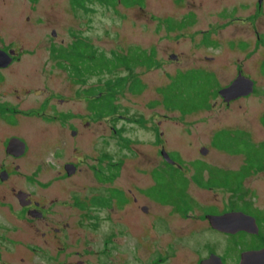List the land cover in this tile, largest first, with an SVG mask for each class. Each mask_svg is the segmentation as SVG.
Listing matches in <instances>:
<instances>
[{
  "label": "flooded vegetation",
  "instance_id": "1",
  "mask_svg": "<svg viewBox=\"0 0 264 264\" xmlns=\"http://www.w3.org/2000/svg\"><path fill=\"white\" fill-rule=\"evenodd\" d=\"M212 1L167 0L169 6L182 8L183 13L178 16L168 15L165 19L166 25H178L177 27L194 25L197 18L195 10L200 11L199 17L214 15L212 20H203L206 24L205 29L200 30L198 37L190 36L191 49H196L198 44L211 50L218 48L217 62L224 64L216 67L218 71L215 73L231 76L226 83H221L216 77L217 83L220 84L219 89L229 86L238 75L251 79L253 89H264V0H235L232 4H223L221 0H216L220 1V8L211 11L209 9L213 5ZM79 8L84 12L92 10L84 9V6ZM123 15L125 16L124 13ZM52 32L56 35L55 29ZM63 42L64 40L58 44L49 43L47 56L51 62L55 59L58 66L34 69L30 66L32 61L29 58L21 57L23 51L19 50L20 47H13L10 43L0 40V49L10 57V59L6 58L9 59L8 64L0 67V191L2 192L0 207H5L10 213L20 217V225H16L15 229L20 230L21 225L27 224L36 234L38 233L42 243L48 245L51 239L64 242L63 239H67V233L72 227L77 226L85 230L89 226L87 223L93 222L94 224H91L95 226V220L102 217L109 222V225L102 229L104 232L97 227L92 229L90 236L92 248L87 251L88 254L93 255L91 262L87 259H79L78 264H164L174 257L175 227L171 219L177 214L180 220L188 221L182 226V232L188 230V234L184 237L179 235L177 238L184 240L187 247L193 251L195 264H200L212 256L218 258L221 264H258L251 258V253L264 249V210L253 204L249 195L230 196L221 206L216 205V200L207 204L194 203L192 200L197 201L198 198V194L194 193L195 189L213 190L222 181H229V178L234 181L237 179L235 182H238L237 184L242 188L246 178L250 179L264 172V157L261 164L255 166L247 162L244 153L224 150L227 156L243 155L244 161L236 169L213 166L214 170H212L202 166L199 172L201 179L189 180L185 177L189 171L182 164L176 161L174 164L153 163L148 162L146 157L147 162H138V166L132 168V172L127 175L125 170L127 156L140 157L141 150L131 147L130 143L133 140L120 136L123 126L109 125L114 123L115 119L111 113L110 97L106 91L100 90L97 87L99 85L93 80L95 73L105 71L95 70L96 54L90 49L95 47L82 36L73 37L72 41L66 42L67 44ZM11 50L14 51L13 54ZM139 50L141 49L135 48L134 52ZM150 51L155 54L152 49L145 51L147 56ZM130 52H123L122 55L126 56ZM220 53L224 55L222 59L219 57ZM154 54L151 64L144 63L140 66L156 65ZM172 55L175 57L174 60H179L177 54L172 53ZM205 58L208 62L216 60V56L206 55ZM31 70L40 71L38 74L41 75L40 79L44 85L42 92L32 89L31 86H21L28 84L25 83L27 81L35 80L33 76L30 79ZM192 70L215 74L195 67L177 73H188ZM54 79L57 82L56 87L53 88L50 81ZM135 79V84L141 86L139 78L135 77ZM132 83V78H129L126 86L129 87ZM103 84L108 86V80ZM11 87L12 90L9 89ZM31 94L35 96L42 94L43 98L34 105L26 104V98ZM218 96L223 100V106L246 97L240 96L224 101L223 97L219 94ZM112 104L116 105L114 99ZM96 118L107 119L108 129H111L110 132L97 134L98 137L106 142L108 139L106 135L116 134L119 136L118 146L93 145L94 134L89 128ZM119 118L124 124L140 123L145 126L142 118L130 119L125 115H120ZM35 120L42 125L36 137L40 143L36 147L41 148V152L50 150L51 160H54L53 165L56 158L63 159L56 164L58 167L55 173L42 180L43 190L38 194L21 187L16 188L14 183H26L32 177L26 174L24 160L32 150L31 138L36 136L37 132V125L29 122ZM159 124L160 121L157 120L155 124L148 126L157 136V138L154 136L150 142L155 146V156H161L160 151L163 148H156L158 134H161L160 130H157ZM224 130L229 129H220L215 133ZM12 137L18 138L24 144L23 151L19 154L11 153L6 149ZM44 140H50V143L42 145ZM93 148H98L99 152L95 154ZM11 150L20 152L19 147ZM169 156L171 157L170 154ZM161 159L163 160L162 156ZM39 160L32 174L39 172L42 175L50 172L51 168L47 169L48 163L42 158ZM167 165L173 166L174 169L167 172L165 169ZM218 170L223 174L222 176ZM241 172V177L237 176L235 179V174ZM139 173L144 174L146 178H139ZM193 173L196 174L194 171ZM198 180H201L202 184H199ZM76 181H79L80 187L75 186ZM159 182L167 184L169 189L163 190L164 186ZM190 183L194 185V190H188L187 194ZM60 186L63 187L64 193L63 191L53 193V190ZM174 192H178L181 202L185 201L182 206L173 201ZM63 194L67 195L63 198ZM160 206L169 209L163 211L160 210ZM63 212L66 213L53 217V214ZM234 212H241L251 219L243 217L240 223L222 229L213 227L208 219L210 215ZM131 220L140 227V232L132 230L128 224ZM52 222L57 224L51 225ZM205 233H209L214 238H205ZM76 237L80 238V236ZM4 241L16 242L11 237L6 238L0 234V243ZM24 245L31 252L38 250L37 246L30 243ZM2 247L0 245V250ZM147 248H150V251L146 257H143L142 250ZM188 248L185 249L190 251ZM58 249L60 251L62 247ZM40 251L47 255L45 249ZM191 254L192 252L189 253ZM216 258L212 259L218 262ZM24 259V257L19 258L20 263L17 264H22Z\"/></svg>",
  "mask_w": 264,
  "mask_h": 264
},
{
  "label": "rangeland",
  "instance_id": "2",
  "mask_svg": "<svg viewBox=\"0 0 264 264\" xmlns=\"http://www.w3.org/2000/svg\"><path fill=\"white\" fill-rule=\"evenodd\" d=\"M234 1L221 0L223 4H232ZM140 3L142 4L137 3L130 6L121 3L104 5L95 0H90L84 4V9L92 10L84 12L79 7H74L72 0H0V40L10 43L13 47H20L19 50L24 52H22L21 57L29 58L32 61L30 66L34 69L58 66L55 59L51 62L47 56L49 55V43L55 42V44H58L64 40L63 43L67 44L66 42L72 41L73 37L77 36L89 40L96 51L106 57L112 56V52L122 55L123 52L134 51L135 48L145 51L153 49L155 51V54L153 53L154 63L156 64L154 66H140L137 64L130 67L120 66L111 72L103 71L93 75L95 84L99 85L97 87L102 91H106L108 87L103 83L106 80H114L117 76H126L132 79L136 77L142 83L141 88L136 93L129 92L127 86L115 93L114 104L117 105V108L112 114L115 119L114 123L109 124L114 127L123 126L120 136L133 141L136 140L130 143L131 147L141 150L140 157L127 156L125 167L127 175L132 172V168L135 169L138 166V162L145 163L146 157L148 162L160 164L166 162L161 159V156H155V146L150 143L154 136L155 138L157 136L148 126L155 124L157 120L160 121L157 130H160L161 134H158V147L156 148L163 147L174 161L187 168L189 171V174L185 176L187 180L192 178L201 179L199 172L202 166L212 170H214L213 166L228 167L230 169L238 168L239 164L244 161V156L240 154L225 155L224 149L218 147L220 145L224 148L227 146L224 143L221 144L214 134L220 129L242 130L247 133L242 136V142L244 141L248 147L253 143L264 142V125L262 123L264 117V89L255 88L246 97L237 99L228 106H223V100L218 96V86L220 84L214 81V85L209 87L205 83V75L193 73L190 74L188 84L190 86L195 83L196 89L201 90V96L196 100H192L194 97L193 90H185L186 102L189 106V112L185 113L187 116L181 115L180 105L172 103L173 100L169 101L168 104L176 106L175 111L164 108L165 100L161 97L158 89L169 84L170 75H176L177 71L193 67L217 73L218 69L216 67L224 64L217 62L218 48L211 50L204 45L202 46V44H198V47L193 45L196 47L194 50L190 47V36L198 37L200 30L205 29L206 24L203 20H212L215 16L199 17L200 11L195 10L197 18L196 22L193 23L194 25L187 27H182V25L180 27H177L178 25L169 26L166 25L165 19L168 15H181L183 13L182 8H172V6H169L170 1L167 3V0H140ZM212 4L209 10L214 11L220 8V1L213 0ZM53 29L56 30L55 36L51 35ZM172 53L177 54L179 60H174L175 57L171 56ZM206 55L216 56V60L208 62L205 58ZM219 57L222 59L224 57L223 53H220ZM39 72L38 70H31L30 79L33 76L35 80L27 81L25 83L28 84L21 86H31L32 89L42 92L44 85L41 82ZM216 73L214 75L221 83H226V80L231 77L227 74ZM55 80L50 81L53 88L56 87L57 81ZM174 80L176 81L178 78ZM10 83L15 84L13 81H10ZM9 89L12 90V87ZM42 98V94L40 96L31 94L27 96L26 104L33 103L34 105ZM206 105L208 108H206ZM184 108H186L185 104ZM120 115H125L130 119L142 118L145 126L140 123L124 124L119 118ZM33 123L37 125V132L35 133L36 136L31 138L32 150L24 160L26 174L32 177L26 183H14L16 188L21 187L38 194L43 190L42 180L53 175L58 167L56 164L63 159L56 158L53 165L54 160H51L50 150L41 152L42 149L36 147L40 143V140L36 137L39 135L42 125L36 120L29 122V124ZM89 130L94 134V146H118L117 138L119 136L116 134L106 135V138L108 137L106 142L98 137L104 131H111V129H108L107 119L96 118L92 121ZM49 143L50 140H44L42 145H48ZM90 147L92 146L90 145ZM201 147L208 148L205 155L200 154ZM93 150L95 154L99 152L98 148H93ZM251 150V153L257 156L253 158L254 161L263 158L264 150H254L252 148ZM246 157L248 159L247 154ZM40 158L48 163L47 169L51 168V171L42 175L37 172L34 175L32 173L36 169ZM167 166L165 167L167 172L174 169L171 165ZM263 173L254 175L250 179L246 178L240 191H233L232 189H237V187L227 185H218L213 190L204 189L200 191L199 189L194 190V185L190 183L187 187V194L188 190H194V193L198 194L197 201L192 200L194 203L207 204L216 200L217 206H221L230 196L247 194L251 197L253 204L264 210ZM139 174V178H146L144 174ZM159 184L164 186L163 190L169 189L164 182H159ZM75 186L80 187L79 181H76ZM174 190H176V187H174ZM53 191V193H57L56 191H63L64 193L61 186ZM177 193L174 192L176 197L174 195L172 199L176 203L179 202L180 205L182 200L178 198ZM66 195L63 194L62 197L64 198ZM1 197L2 192L0 191ZM215 197L216 199H214ZM167 209L169 207L160 206V210L166 211ZM174 209L176 211V208ZM65 213H56L53 214V217L56 215L62 216L61 214ZM19 218L17 214L10 213L5 207H0V234L6 238L11 237L16 240L14 243L11 241L0 243L3 246L0 250V264H17L20 263L19 258L21 257L25 258L22 264H76L79 259H87L91 262L90 259L93 258V255L88 254L87 251L92 248L90 242L92 229L97 227L102 230L109 225V222L101 217L95 220V226H92L91 223L93 222L87 223L89 226L85 230L77 226L72 227L71 231L67 233V239H63L64 242L51 239L50 243L46 245L39 239L38 233L36 234L27 224L21 225V229L16 230L15 226L20 225L19 221L21 220ZM171 220L175 227L174 257L168 259L164 264H195L193 251L187 247L184 240H178L179 238H177L179 235L184 237L188 234V230L182 232V226L188 221L180 220L177 214ZM130 222L128 224L132 230L139 231L140 227L132 220ZM56 224V222H52L51 225ZM38 225L39 223L36 224V226ZM159 226H161L160 223ZM76 236H80V238L78 239ZM205 238L212 239L214 237L209 233H205ZM24 243L35 245L38 250L31 252L25 247ZM60 246L62 249L59 251L58 247ZM5 248H7V251H5ZM42 249L47 251V255L40 251ZM149 251L150 248L143 249V257H146ZM190 252L193 256L192 254L189 255Z\"/></svg>",
  "mask_w": 264,
  "mask_h": 264
},
{
  "label": "trees",
  "instance_id": "3",
  "mask_svg": "<svg viewBox=\"0 0 264 264\" xmlns=\"http://www.w3.org/2000/svg\"><path fill=\"white\" fill-rule=\"evenodd\" d=\"M90 0H72V5L74 7H83L84 4L86 2H88ZM97 2H100V3H105V4H108V5H114V4H117V3H121L122 5H125V6H130V5H133V4H142L140 3V0H95ZM91 47V46H90ZM92 51H94L93 54H96V58H95V63H96V66L95 67V70L96 71H103L105 70L106 72H111L113 71L114 69H116L117 67H120V66H133L135 64L137 65H142L144 63H148L147 65L151 64L153 62V58H152V54H153V51H150V54L147 56L146 55V52L145 50H139V51H131L130 54H128L129 56H123V55H117L115 54L114 52H112V56L110 57H106V56H103L104 54L102 53H97L96 52V49H93L92 47L90 48ZM200 74V75H205L206 76V85H208L209 87L211 85H214V81L216 82V76L213 75V74H209V73H201V71L199 70H192L188 73H177L176 75L174 76H170L171 77V80L169 81V84L171 85H166V86H163L161 88H159V93L161 95V97H163V99L165 100V107L166 109L168 110H174V108H176V106L174 105H169V101L173 100L172 103L174 104H179L180 105V108L179 110L181 111V115L187 112H189V106H188V102H186V95H185V90L186 89H191L193 90V94H194V97L192 100H196L197 98H200L201 96V90L199 91L198 89H196V84L195 83H192L190 86H189V77L190 74ZM97 74V73H95ZM209 76H210V79H209ZM175 78H178V80H174ZM129 78H127L126 76H117L116 78H114V80H108V87L106 89V93L107 95L110 97V100H111V113H114L116 108H117V105H113L112 104V100L115 98V93L116 92H119L121 91L124 87H126V84H127V80ZM133 80V83L128 87L129 88V92H132V93H136L140 88L141 86L139 85H136L135 84V78L132 79ZM105 97V96H103ZM163 100V101H164ZM184 104L186 105V108H184ZM206 108H208V106L206 105ZM262 123L264 125V117L262 118ZM233 131V132H231ZM224 130L223 132H217L215 134V137L217 140L220 141V143H224L225 146L227 147H223L220 145V147L218 148H221V149H224L225 151L227 152H233V153H244L245 155L247 154L248 155V159H247V162L254 164L255 166H258V164H261V161L262 159H257L256 161H254L253 158L257 157L256 155L252 154V149H262L264 150V143H260V144H251L250 147H248L246 145V143L243 141L242 142V136L245 135V133L241 130ZM230 133H232L233 135H230ZM228 140V141H226ZM264 157V156H263ZM219 171V170H218ZM215 173L217 174V171H215ZM221 176L223 175L220 171L218 172ZM241 173H239L238 175H236V177H234L235 179L237 178V176L241 177ZM218 175V174H217ZM230 180L227 181V180H224V182L222 181L220 185H227V186H236L237 189H232L233 191H240L241 189V186L239 184H237L238 182H235L234 180H232L231 178H229ZM184 181V180H182ZM199 184H202L201 180H198L197 181ZM237 184V185H236ZM177 193V192H176ZM178 194V193H177ZM179 203V202H178ZM177 203V204H178ZM185 203V201L181 202L180 201V205L182 206L183 204Z\"/></svg>",
  "mask_w": 264,
  "mask_h": 264
},
{
  "label": "water",
  "instance_id": "4",
  "mask_svg": "<svg viewBox=\"0 0 264 264\" xmlns=\"http://www.w3.org/2000/svg\"><path fill=\"white\" fill-rule=\"evenodd\" d=\"M52 35H55V32H52ZM13 54V50L10 51ZM173 56V55H172ZM10 57L8 56V53L0 49V67L6 66L8 64V60L6 58ZM7 61V62H6ZM253 81L247 77H244L242 75H238L234 81L226 87H223L218 90V94L223 97L224 101H229L231 99H235L240 96H246L249 93L253 91ZM19 147L20 152H12L11 149ZM24 144L22 141H20L18 138L12 137L9 139L8 146H7V151L14 153V154H19L21 151H23ZM200 154L205 155V153L208 152V148L206 147H201L200 148ZM160 155L163 157V159L167 163H175V161L169 156V154L166 152L164 148L161 149ZM249 218L251 217L244 215L241 212H234V213H225L222 215H210L208 216V219L211 222V225L213 227L222 229V227H227L228 225L235 224V223H240L242 221L241 218ZM216 258L215 256L209 257V259L201 262L200 264H221L218 258V262H216L214 259ZM251 258H253L258 264H264V249L258 252L251 253ZM255 264V263H254Z\"/></svg>",
  "mask_w": 264,
  "mask_h": 264
}]
</instances>
